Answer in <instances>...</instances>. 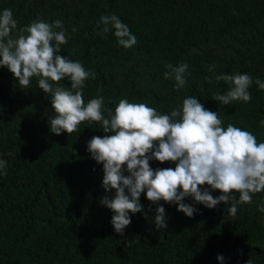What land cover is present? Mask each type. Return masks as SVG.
<instances>
[{
    "label": "trees",
    "instance_id": "trees-1",
    "mask_svg": "<svg viewBox=\"0 0 264 264\" xmlns=\"http://www.w3.org/2000/svg\"><path fill=\"white\" fill-rule=\"evenodd\" d=\"M4 9L12 10L18 28L38 19L62 21L68 42L60 54L93 74L83 97L87 103L103 96L106 118L123 98L170 114L195 96L218 111L224 127L231 123L264 142V90L255 82L250 102L212 100L229 87L216 75L239 72L264 81V0H0ZM113 13L137 37L132 48L118 45L114 30L98 34L100 17ZM179 63L190 73L181 89L164 77L166 65ZM55 115L37 77L22 90L0 67V160L7 162L0 170V264H246L250 253L264 264V214L257 208L264 191L238 205L235 216L227 211L230 203L209 209L189 197L184 202L199 211L188 217L160 201L167 213L162 230L154 224L158 204L143 193L145 212L129 213L131 224L123 236L116 233L114 213L99 203L107 194L103 165L87 151L93 136L106 135L101 124L85 121L71 136L56 135L49 125ZM150 166L175 164L153 160Z\"/></svg>",
    "mask_w": 264,
    "mask_h": 264
},
{
    "label": "clouds",
    "instance_id": "clouds-1",
    "mask_svg": "<svg viewBox=\"0 0 264 264\" xmlns=\"http://www.w3.org/2000/svg\"><path fill=\"white\" fill-rule=\"evenodd\" d=\"M101 24L104 27L98 34L114 30L117 43L123 48L130 49L138 43L128 25L114 13L102 15L97 27ZM67 42L66 29L60 20L48 23L38 19L18 28L11 9L0 12V67L10 71L22 90L30 87L31 78H38L39 89L50 97L56 113L48 120L50 132L56 135L66 132L71 136L82 122L101 124L106 135L93 136L87 151L103 165L102 188L107 194L99 203L114 213L111 223L116 233L123 236L124 229L131 224L129 213L145 212L141 203L143 193L152 204L160 201L174 204L177 211L193 217L199 209L185 203L186 198L191 197L195 204L209 209L230 203L227 211L235 216L238 205L251 204L253 196L264 191V142H258L250 131L231 123L224 127L218 111L205 108L195 96L185 97L170 114L123 98L106 118L102 114L103 96L85 103L82 89L93 74L80 62L60 54L61 45ZM166 67L165 79H174L175 87L183 88L186 76L190 75L188 64ZM208 70L214 72L215 65H209ZM65 79L70 87L59 86ZM215 79L229 85L224 94L212 98L225 106L236 101L250 102L249 87L253 82L264 90V81L259 78L253 81L247 73L216 75ZM260 126L264 127V120ZM153 160L161 164L173 162L175 167L153 169L150 166ZM6 163L0 160V170ZM214 191L221 194L213 196ZM234 193H239L238 199ZM257 208L264 214V200ZM166 216L164 206L158 204L154 215L157 230L167 229ZM249 255L246 264H255L256 254ZM217 259L223 261L224 257L219 255Z\"/></svg>",
    "mask_w": 264,
    "mask_h": 264
}]
</instances>
